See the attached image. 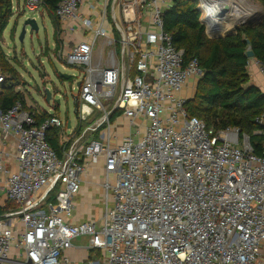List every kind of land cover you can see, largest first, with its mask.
I'll list each match as a JSON object with an SVG mask.
<instances>
[{
	"label": "built area",
	"instance_id": "built-area-1",
	"mask_svg": "<svg viewBox=\"0 0 264 264\" xmlns=\"http://www.w3.org/2000/svg\"><path fill=\"white\" fill-rule=\"evenodd\" d=\"M173 1L58 4L65 38L56 52L80 72L72 95L78 118L100 116L74 137L70 123L19 102L0 110V145L11 137L16 144L13 169L0 149V187L16 207L0 219V264H69L63 253L79 237L103 264H260L264 144L254 155L237 128L215 131L188 115L181 92L202 72L195 61L183 66L182 51L164 33L162 16ZM196 2L210 37L209 5L217 11L228 5ZM40 4L25 0L21 12L37 21ZM74 33L83 39L72 43ZM255 122L264 125V116ZM50 129L58 130L60 157L46 140ZM100 161L102 218L73 224L81 177Z\"/></svg>",
	"mask_w": 264,
	"mask_h": 264
},
{
	"label": "trees",
	"instance_id": "trees-1",
	"mask_svg": "<svg viewBox=\"0 0 264 264\" xmlns=\"http://www.w3.org/2000/svg\"><path fill=\"white\" fill-rule=\"evenodd\" d=\"M256 1L262 8L260 23L240 26L233 34L217 40L206 36L205 27L199 21L196 0H174L163 13L162 23L173 47L182 51L183 66L195 61L202 72L194 99L184 105L188 115L197 117L215 131L237 128L248 137L253 154L260 156L264 144V125L257 124L255 120L264 116V93L249 83V59L246 57L247 51H251L254 59L264 68V0ZM60 2L42 0L41 5L53 27L56 43L60 30L55 11ZM12 15L11 0H0V42ZM0 69L1 73L11 76H3L0 110L6 111L16 102L25 108L23 96L12 90L13 68L7 65L1 50ZM46 140L60 157L63 149L58 143V130L50 129ZM51 201H54L53 197ZM6 211L5 207L0 208V219L9 212Z\"/></svg>",
	"mask_w": 264,
	"mask_h": 264
},
{
	"label": "rangeland",
	"instance_id": "rangeland-1",
	"mask_svg": "<svg viewBox=\"0 0 264 264\" xmlns=\"http://www.w3.org/2000/svg\"><path fill=\"white\" fill-rule=\"evenodd\" d=\"M233 1V4H235L233 5L234 9H242L239 17L242 18L245 16V19L244 21L239 19L236 24L232 23L230 29L233 26L239 28L243 25L254 26L260 23L262 8L256 0ZM12 3L14 7L15 0H12ZM41 5L39 8L40 18L36 21L38 32L33 33L27 28L21 40L20 32L22 22L29 14L23 15L19 11H13V15L2 34L0 50L5 53L4 55H7V65L13 68L12 90L14 93H20L23 96L25 106L39 113L44 112L54 115L63 123L69 122L71 129L75 133L74 137H77L82 135L100 114L94 111L86 119L81 120L78 117V119L75 118L73 115L71 96L77 92L76 79L79 78L80 72L79 70L64 66V63L58 57L56 52L57 43L53 38V27L47 16V12L42 9ZM239 11L237 10L238 13ZM239 17L236 18L238 19ZM233 30L235 31L234 28L230 31L234 32ZM62 37L63 35L60 32L59 38L62 39ZM101 50L102 42L98 40L93 50L94 60L96 59V54ZM1 74H3L2 76L4 78L11 77L10 75H5V73ZM59 74L69 75L70 78L63 80L59 78ZM190 81L192 82L191 86H188L187 89L189 91L188 99L184 98L186 102L194 99L195 88L199 78H192ZM45 90H48L51 94L52 101L50 103L45 102ZM55 100L59 101L60 104L58 106L55 105ZM122 122L125 121L123 120ZM86 137H90V135L88 134ZM15 209L16 207L11 203L5 206V210L7 211H13Z\"/></svg>",
	"mask_w": 264,
	"mask_h": 264
},
{
	"label": "crops",
	"instance_id": "crops-1",
	"mask_svg": "<svg viewBox=\"0 0 264 264\" xmlns=\"http://www.w3.org/2000/svg\"><path fill=\"white\" fill-rule=\"evenodd\" d=\"M24 1L25 0H15L14 9L11 0L12 12L19 11V13H22L21 9H23ZM69 39L72 43L80 42L83 39V36L79 33H74L69 36ZM5 56L7 60V55ZM247 73L249 83L264 93V75H262L261 66L254 59V57L248 60ZM191 82L192 81L189 80L186 84L187 88L185 86L182 90L181 96L183 98L188 99L189 91L187 89L188 86H191ZM2 88L3 86L0 83V91H2ZM121 124L124 125L123 130L126 131L127 127L125 122L121 121ZM0 149H3V151L8 154L5 161L7 168L13 169L14 167H11L10 163L13 162L11 159H13L16 154V144L14 138L11 137L4 142L3 145H0ZM103 175V162L100 161L99 164L91 166L90 169H88V171L81 177L80 191L72 199L74 208L71 218L69 219L71 223L78 224L84 221H100L104 211V205L102 203L103 190L101 186L103 182ZM7 204L9 203L5 199V193L2 190V187H0V208L5 207ZM15 225H18V223ZM88 244L89 242L86 237H79L75 239L72 242V247L63 253V257L68 260L69 264H103L102 254L99 251L89 250ZM259 261L260 264H264V246L261 248Z\"/></svg>",
	"mask_w": 264,
	"mask_h": 264
},
{
	"label": "bare ground",
	"instance_id": "bare-ground-1",
	"mask_svg": "<svg viewBox=\"0 0 264 264\" xmlns=\"http://www.w3.org/2000/svg\"><path fill=\"white\" fill-rule=\"evenodd\" d=\"M217 2H221L222 3V6L223 4H227L228 5V10L225 11V10H221L219 9V11H217L215 9V6L210 4L209 5V8L210 10L207 11V16H208V24H209V28H208V31L209 30H215V28L217 29V32L214 33V35H211L210 36H220L222 34H224L225 32H229L231 29L234 28V26L230 29L231 27V24L232 23H235L238 22V20H242L244 21L245 19V16L240 18L239 16L241 15V11L242 9L240 8H236L234 9L233 5V0H216ZM204 9H206L208 7L207 4H204L202 6ZM212 10V11H211ZM237 10H240L239 13L237 12ZM236 17H239L238 19ZM217 34V35H216ZM223 36V35H222Z\"/></svg>",
	"mask_w": 264,
	"mask_h": 264
},
{
	"label": "water",
	"instance_id": "water-1",
	"mask_svg": "<svg viewBox=\"0 0 264 264\" xmlns=\"http://www.w3.org/2000/svg\"><path fill=\"white\" fill-rule=\"evenodd\" d=\"M228 9V7H225L224 10L226 11ZM198 13H200V10L198 9ZM243 24V23H242ZM29 29L31 32L33 33H37L38 32V26L36 23V20L33 18H25L24 21L22 22V26H21V32H20V40L22 39V37L24 36L26 29ZM235 31L238 29L237 26H234ZM212 30V29H211ZM234 31V30H233ZM217 32V29L215 28V30H212L211 35H214V33ZM233 32L230 31L229 33L225 34L224 36H210L208 37L209 39H213V40H217L220 38H223L229 34H232ZM246 57L248 59L253 58V53L251 51H247L246 53ZM59 78L63 79V80H68L70 78L69 75H65V74H59L58 75ZM77 87H79V84L76 85ZM44 99L46 103H50L51 100V94L48 90L44 91ZM55 105L58 106L60 103L58 100L54 101ZM72 110H73V115L75 116V118L78 117V105L76 102V97L72 96ZM67 126L69 127V122L67 123Z\"/></svg>",
	"mask_w": 264,
	"mask_h": 264
}]
</instances>
